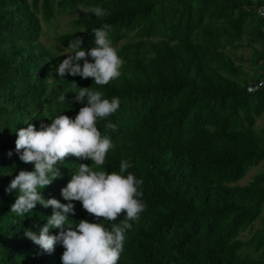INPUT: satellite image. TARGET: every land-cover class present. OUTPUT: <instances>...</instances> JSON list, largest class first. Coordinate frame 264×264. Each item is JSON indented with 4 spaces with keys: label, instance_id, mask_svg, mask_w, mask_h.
I'll return each mask as SVG.
<instances>
[{
    "label": "trees",
    "instance_id": "16d2710c",
    "mask_svg": "<svg viewBox=\"0 0 264 264\" xmlns=\"http://www.w3.org/2000/svg\"><path fill=\"white\" fill-rule=\"evenodd\" d=\"M261 2L0 0V264H62V244L48 253L24 235L28 229L38 233L53 210L37 204L18 216L11 212L18 193L7 188L19 171L34 170L16 152L17 131L30 123L39 130L62 114L75 118L85 106L71 102L72 92L70 101L58 100L73 81L120 99L119 109L97 122L115 145L102 170L118 172L128 161L133 166L127 171L143 180L145 208L129 221L118 264H264V166L249 183H239L264 165V126L257 125L264 87L247 90L264 77V17L256 12ZM80 7L87 13L56 40L69 47L80 37L90 50L92 30L111 25L110 39L124 64L121 76L104 86L50 71L62 61L41 39L44 23L61 9ZM95 7L110 14L98 18ZM243 48L252 49L249 58L238 54ZM109 121L114 130L105 127ZM80 163L93 162L69 157L57 165L62 177L39 189L45 199L75 205V214H68L73 224L97 222L81 202L62 196ZM258 220L262 225L254 229ZM101 222L111 229V222Z\"/></svg>",
    "mask_w": 264,
    "mask_h": 264
},
{
    "label": "clouds",
    "instance_id": "9594fccd",
    "mask_svg": "<svg viewBox=\"0 0 264 264\" xmlns=\"http://www.w3.org/2000/svg\"><path fill=\"white\" fill-rule=\"evenodd\" d=\"M92 11L98 18L110 14L102 7H95ZM110 31L109 24L93 29L95 47L90 50L82 47V38L70 40L68 48L71 52L66 54L67 58L56 70L59 77L70 74L84 79L93 78L94 84L99 86L118 79L124 61L112 44ZM71 83L72 89L61 92L58 100L60 103L70 101L67 93H75L71 102L85 105L75 118L62 114L51 119L50 124L42 123L39 130L30 123L16 133V152L20 154L21 161L34 164V170H21L10 182L7 191L18 193L11 212L24 216L37 204L53 210L47 224L38 233L28 229L24 235L48 253L53 252L58 243L62 244L65 249L62 264H118L124 251L126 230L132 228L129 221L137 220L145 208L141 189L143 180L127 171L133 166L128 161H121L118 172L102 170L109 151L115 145L110 137L98 130L97 122L114 114L120 107V99L104 98L100 90L79 87L75 81ZM105 127L114 130L116 126L109 121ZM69 157L90 159L93 163L91 166L79 164L78 171L62 189V196L68 201L81 202L83 209L97 222L81 219L73 224L68 215L75 214L73 203L63 204L56 198L45 199L39 191L62 177L57 165ZM121 216L125 219L116 223ZM101 221L111 222V229ZM53 228L60 229L58 235L50 234Z\"/></svg>",
    "mask_w": 264,
    "mask_h": 264
},
{
    "label": "rangeland",
    "instance_id": "374dc122",
    "mask_svg": "<svg viewBox=\"0 0 264 264\" xmlns=\"http://www.w3.org/2000/svg\"><path fill=\"white\" fill-rule=\"evenodd\" d=\"M87 11H88V8L86 7H80L72 11L61 9L58 11L57 15L54 17V19L50 23H44V31H43L41 39L44 42V44L51 47L54 51L58 52V54L61 57V61L67 58L66 54H70L71 50L68 47H65L61 45L59 42H57L56 36L62 32L73 29L74 28L73 19L79 16H82V15H85ZM114 47L116 48V46ZM238 54L240 55L243 54L245 57L249 58L252 54V49L250 48L240 49ZM243 64H245V67L248 71L252 72L251 67L249 66L248 60L243 61ZM50 67H51L50 71L53 74H58V71H56L58 69V66L50 65ZM257 125L258 127L264 126V116L258 118ZM263 166H264L263 164H260L257 167L256 166L253 167L239 183L241 184L249 183L253 179L256 173L263 170ZM261 225H262L261 220H258L255 224L254 229L260 227ZM251 232L252 230L248 229L244 231L242 236L246 237Z\"/></svg>",
    "mask_w": 264,
    "mask_h": 264
},
{
    "label": "built area",
    "instance_id": "2783aa9c",
    "mask_svg": "<svg viewBox=\"0 0 264 264\" xmlns=\"http://www.w3.org/2000/svg\"><path fill=\"white\" fill-rule=\"evenodd\" d=\"M256 12L260 16L264 17V0H262V2L257 6ZM261 87H264V77L259 79L256 82L250 83L247 86V90L250 91V92H253V91H256V90L260 89Z\"/></svg>",
    "mask_w": 264,
    "mask_h": 264
}]
</instances>
